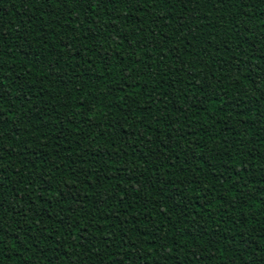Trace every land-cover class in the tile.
<instances>
[{
	"label": "trees",
	"instance_id": "obj_1",
	"mask_svg": "<svg viewBox=\"0 0 264 264\" xmlns=\"http://www.w3.org/2000/svg\"><path fill=\"white\" fill-rule=\"evenodd\" d=\"M0 264H264V0H0Z\"/></svg>",
	"mask_w": 264,
	"mask_h": 264
}]
</instances>
